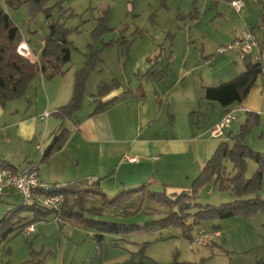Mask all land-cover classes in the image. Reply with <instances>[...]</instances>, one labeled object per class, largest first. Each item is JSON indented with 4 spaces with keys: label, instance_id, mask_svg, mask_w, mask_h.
<instances>
[{
    "label": "rangeland",
    "instance_id": "rangeland-1",
    "mask_svg": "<svg viewBox=\"0 0 264 264\" xmlns=\"http://www.w3.org/2000/svg\"><path fill=\"white\" fill-rule=\"evenodd\" d=\"M60 1H63L61 6L64 10H68V13L64 14L63 9L56 7ZM46 7L51 9L50 20H46L43 11L35 12L29 6L19 9L9 8L8 14L34 54H38L44 47L43 41L49 34V25L53 22H64L72 31L69 36L74 46L71 63L65 66V74L46 80L50 89L53 85H56L57 89L59 82L68 83V81L72 89L76 72L85 68L88 59L94 55L95 60L92 59L94 69L87 80L81 108L74 116L79 119L94 110L97 99L95 95L99 87L115 82L118 84L116 89L122 85L126 91L141 82L143 84L141 88L148 92L146 98L157 104L159 97L156 96L154 88L151 86L149 89L147 81L142 80L144 77L140 75L143 74L146 65L151 63L149 61L159 60V67L157 68L156 65V68L166 71L168 68L171 69L175 60V63L179 64L187 53L190 56L189 63L197 58L201 59L202 47H215L217 42L218 34L214 23L217 19L216 4L212 0L210 2L208 0H51ZM106 16L107 20L103 23ZM102 23L107 28L105 32H100ZM219 25L225 26L221 23ZM175 71L176 69L173 68L170 73L172 82H176L179 78ZM41 80L42 73H39L30 85L28 93L33 90L34 97L30 100L33 103L28 102L25 97L22 100L26 103L25 114L29 116L35 113L38 95L36 86ZM171 87L172 83L168 85V88ZM191 97L188 92L174 88L167 98V103H171L174 111L182 112L183 106L191 101ZM160 100H163L162 96ZM194 100L197 109L193 118H191L192 113L189 114V119L197 132L196 135L201 136L199 144L205 146L202 151H206L207 144H213L215 147L202 157L204 158L202 161L197 160V157L194 159L192 156H184L181 162L186 160V165L174 163L171 167L173 169L168 171L169 176H166V178L173 176L174 179L162 177L161 180H166L165 182L175 187L165 188L162 184L157 186L149 183L147 187L152 192L166 190L170 195L191 189L204 168L205 160L213 156L218 145L225 141L233 144L228 137V130L223 138H215L211 135L212 129L225 117L224 115L220 119L221 107L214 108L211 103L200 97L198 99L194 97ZM121 101H124V98ZM51 116L53 120H57L54 114L51 113ZM246 120L247 118L242 121L239 116L232 123V137L240 132ZM68 126L69 123H65L64 128ZM44 129L38 139L29 144L30 151L21 152L12 159L17 167L22 166L21 169H24L28 162L38 164L40 177L44 174L54 175L53 169L49 166L51 160L46 164L40 163L43 151L37 149V144L41 143ZM52 132L42 140L44 149L52 141L55 133ZM244 141L255 151L264 153V114L253 122ZM26 157L28 159L25 160ZM247 163L245 177L251 179L257 173L258 165L253 160H248ZM183 166H187L190 170L189 174L187 169L184 175L181 174ZM226 166L228 172H232L233 165L226 163ZM119 176L121 172L115 174L107 183L116 182ZM259 177L261 178L259 191L256 195L251 194L246 198L258 197L264 202V175L260 174ZM69 182H62L56 186L61 188ZM45 183L51 184L48 181ZM83 188L102 191L111 200L123 193V191L121 193L103 191L99 186L93 187L88 184ZM129 191L131 190H125V193ZM148 191L135 194L123 205L107 206L102 215L90 216L99 221L136 225L137 229L128 237L107 234L104 241L98 243L94 239L93 229L73 220H62L58 223L52 220L54 215H51L46 221H35L42 223L37 226L36 233L29 234L24 231L3 243L0 246V264H25L33 259L35 262L42 261V264H125L127 262L129 264H254L260 260L264 261V210L250 217L227 215L218 219L204 220L198 225H195L193 218L189 217L185 221V226L161 228L152 223L166 218V209L156 201L150 200ZM89 199L86 203L87 207H103L101 197L91 196ZM235 200L237 196L232 190H220L219 185H216L214 180H210L200 187L193 205L196 203L203 207L219 206ZM23 205L25 203L17 193L5 196L4 201L0 203V218ZM134 208L138 211L133 215L123 216L122 211H134ZM197 210L195 208L190 212L194 213ZM33 215L32 212L21 211L15 215L14 221L19 222L20 218L33 221ZM199 230L212 233L219 231L220 236L212 239L208 246H198L195 239Z\"/></svg>",
    "mask_w": 264,
    "mask_h": 264
},
{
    "label": "crops",
    "instance_id": "crops-1",
    "mask_svg": "<svg viewBox=\"0 0 264 264\" xmlns=\"http://www.w3.org/2000/svg\"><path fill=\"white\" fill-rule=\"evenodd\" d=\"M242 1L245 6L241 11H236L230 5L229 0H212L216 4L217 19L214 23L218 34L217 42L215 47H202L201 59L197 58L189 63L190 56L187 53L179 64L175 63V60L176 66L173 63L171 69L168 68L166 71L157 69L159 60L149 61L151 63L146 65L143 74L140 75L144 77L142 80L147 81L149 89L151 86L154 88L156 96L159 97L157 104L146 98L148 92L141 88L143 85L141 82L129 87L127 91L120 85L119 89H115L102 98L103 103L115 99L114 103L107 106L103 113L96 116H91L90 113L80 119L74 117L68 122L58 118L55 112L70 102L74 83L72 89L70 81L68 83L59 82L57 89L56 85L50 89L49 83L46 82L48 79L42 74L41 83H37L36 86L37 106L33 116L25 114L26 103L22 101L23 98L11 101L5 106L0 105V160L8 161L17 171L24 170L34 163L28 162L24 169H21L22 166L17 167L12 159L21 152L30 151L29 144L38 139L44 128L45 131L41 138L42 148L44 147L42 140L49 132L53 131V134L61 127L64 128L65 123H69L68 128H65L70 131L69 140L64 148L51 158L49 164L54 175L44 174L42 177L39 175L41 181L59 185L67 181L74 183L76 180H100L99 187L111 193L139 189L149 183L157 186L162 184L168 188L175 187L165 182L166 180H161L162 177L169 176L168 171L173 169L172 165L174 163L175 165H186V160L181 162L184 156H192L194 159L197 157V160L202 161L204 159L202 157H205L210 153V149L215 147L213 144H207L206 151H202L205 146L199 144L201 136L196 135L197 132L190 123L189 114L196 112L195 109H197L194 97L204 99L205 88L229 82L245 71V65L242 63L244 60H241L236 53L218 55V49L240 37L249 28L263 24L264 0ZM219 22L225 26L221 27ZM257 37L261 43L263 74L245 101L241 105L236 104L231 107V109H238L236 120L240 116L243 121L247 118L248 112L258 116L264 114V29L257 32ZM23 42L31 52L29 58L32 62L38 61L44 47L38 54H34L29 43L24 40ZM153 67L157 73L163 72L162 76L155 75L153 78L145 76ZM173 68L179 76L176 82H172L170 77ZM171 83L172 87L168 88ZM174 88H180L192 96L191 101L183 106L182 112L174 111L171 103H167V98ZM161 96L163 100H160ZM33 97V90L25 96L31 104L33 102L30 100ZM122 98L124 101H121ZM211 104L214 108L220 106L215 103ZM221 109L220 119L226 111L222 107ZM45 112L54 114L57 120H53L52 116L43 120L42 116ZM229 134H233L232 126L228 130ZM38 150L44 151V148ZM132 158L136 161H130ZM182 169L181 174L184 175L187 166H183ZM187 171L189 174L190 170L187 169ZM119 172L121 176L117 177L116 182L107 183ZM187 178L189 179V176ZM166 179L174 178L172 176ZM104 194L109 199L108 195ZM40 224L42 223L32 222L34 230L29 231L27 228L25 231L34 234Z\"/></svg>",
    "mask_w": 264,
    "mask_h": 264
},
{
    "label": "trees",
    "instance_id": "trees-1",
    "mask_svg": "<svg viewBox=\"0 0 264 264\" xmlns=\"http://www.w3.org/2000/svg\"><path fill=\"white\" fill-rule=\"evenodd\" d=\"M51 0H5L0 1V105L5 106L7 103L24 98L30 88L31 83L39 73H42L46 79L65 74V66L71 63L73 43L69 36L72 32L68 29L64 22H53L49 25V34L44 40L43 52L38 61L32 62L28 58L21 56L18 53V47L23 38L16 24L12 21L8 14V9H19L23 6H29L33 11H43L46 20L52 17L51 9L47 8V3ZM230 2L233 0H229ZM63 1L57 3L56 7H60ZM68 13V10L62 11ZM71 16V15H70ZM73 16V15H72ZM107 20V16L103 19V23ZM100 32L107 30L104 24ZM264 24V14H263ZM78 30V29H76ZM98 31V30H97ZM96 31V32H97ZM95 32V33H96ZM98 32V34H100ZM94 33V35H96ZM97 34V35H98ZM95 60L92 55L86 64V67L77 71L75 74L73 96L70 102L59 108L55 115L60 119H73L76 113L80 110L83 102L84 93L87 86V80L92 72V62ZM245 71L235 79L223 83L219 86L205 88L204 99L210 103H215L224 108L225 114L231 110L233 105H241L248 97L251 89L263 74V66L261 63L253 61L252 57L244 60ZM163 72L157 73L154 68L148 70L145 76L149 78L155 75L162 76ZM118 84L115 82L111 85L105 84L99 87L96 93V105L91 113V116H96L104 112L107 106L114 103L115 99L103 103L102 98L114 91ZM191 114V118L193 115ZM259 118L255 113L248 112L247 120L242 126L240 132L232 137L229 134V141L221 142L218 145L213 156L206 161L205 166L194 181L191 189L183 190L181 193H171L166 190L164 192H152L147 186L131 190L128 193L119 194L114 199L109 200L102 191H94L92 189L83 188L84 185L99 186L100 180L91 181L89 179L78 180L74 183H68L66 186L58 188L54 184L51 194H63L65 203L63 208L54 213L51 210L44 209L35 204H27L19 207L17 210L9 212L0 219V246L8 242L13 236L24 232L32 222L46 221L49 216L54 215L52 220L59 218L60 221H75L85 225L95 231L94 239L101 243L105 239V235H121L128 237L137 229L136 225H125L118 222L99 221L90 216H99L105 212L107 206L123 205L128 200L132 199L135 194L141 191H148V198L156 201L166 209V218L152 223L161 228L169 226H185V221L192 217L194 224L198 225L204 220L218 219L227 215H241L250 217L264 210V202L258 197L246 198L249 195H256L261 187L260 174L264 175V153L257 152L247 144H245V136L249 133L251 125ZM193 122V121H192ZM70 137V131L61 127L54 134L52 141L46 149H44L40 163H48L51 158L60 152ZM248 160H253L258 165L257 173L251 178L245 177L247 171ZM226 163L233 165L232 172H228ZM38 165V164H36ZM39 166V165H38ZM0 169H10L17 171L8 161L0 160ZM234 171V172H233ZM214 180L216 185H219L220 190H232L237 196V200L221 204L219 206L203 207L194 203L200 187L206 182ZM168 188V187H165ZM101 197L103 199V207H87L86 203L90 197ZM198 209L191 213V210ZM21 211L32 212L33 221L21 219L19 222L14 221L15 215ZM138 210H124L123 216L133 215ZM24 221V222H23ZM34 254V253H33ZM25 264H42V261L35 262L34 259ZM129 264V262L125 263ZM254 264H264V261H257Z\"/></svg>",
    "mask_w": 264,
    "mask_h": 264
},
{
    "label": "built area",
    "instance_id": "built-area-1",
    "mask_svg": "<svg viewBox=\"0 0 264 264\" xmlns=\"http://www.w3.org/2000/svg\"><path fill=\"white\" fill-rule=\"evenodd\" d=\"M230 5L236 10L241 11L245 6L242 0H233ZM264 29V24L249 28L244 31L242 35L232 42L221 46L217 54L224 55L227 53H236L241 60L252 57L256 63L262 62L261 43L257 37V32ZM18 53L29 58L31 52L25 42H21L18 47ZM238 109H231L225 114L223 120L218 123L211 131V135L215 138H223L226 136L227 130L231 127L232 123L236 120ZM51 116L50 112H45L42 116L43 120H47ZM38 149L43 150L42 144H38ZM130 161L135 162L136 159L132 158ZM39 166L31 164L22 171H13L10 169H0V203L2 198L11 193H17L24 203L35 204L54 213L59 212L65 203V196L63 194H51L52 186L47 184L39 178ZM59 222V218L55 219ZM29 231L34 230V226L28 227ZM220 236L219 231L215 233L199 230L195 243L198 246H208L212 239Z\"/></svg>",
    "mask_w": 264,
    "mask_h": 264
}]
</instances>
